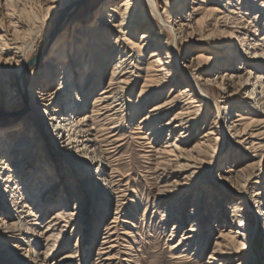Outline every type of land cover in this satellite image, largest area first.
I'll return each mask as SVG.
<instances>
[{"label": "bare ground", "instance_id": "6f19581e", "mask_svg": "<svg viewBox=\"0 0 264 264\" xmlns=\"http://www.w3.org/2000/svg\"><path fill=\"white\" fill-rule=\"evenodd\" d=\"M71 1L39 0L31 5L28 0H0V102L4 86L11 81L12 73L22 74L30 66L29 57L36 51L41 27L47 24L56 11H71ZM224 1L228 4L224 11L214 8ZM234 2L235 4H231L230 0H109L96 14L84 17L93 21L94 27L91 31L86 32L83 26L74 28L75 23L71 22L65 32L56 35L57 40L53 42L45 59L40 78L37 80L33 76L31 81L20 83L22 101L24 99L22 106L15 111L8 109L3 112V116L6 115V126L0 120V206H3V210L5 207L4 216L7 217V220L0 218V238L24 241L32 248L38 246L39 243L32 239L36 229L29 227L25 218L28 214L38 218L43 210L68 208V193L64 191L65 181L60 176V171L66 169L65 180L70 183L72 191L87 198L90 196L92 201L88 219L91 238L86 249V253L90 255L100 223L107 216L110 200L118 196L119 201L114 179L107 174V169L112 168L108 153L102 150L101 143L106 142L108 146L118 145L121 140L110 141L115 135L106 138L99 119L103 117L102 120L107 121L115 115L123 118L129 87L125 78L127 72L123 71V66L126 61L138 59V56L143 59L148 49L147 65L143 69L146 72L144 83L137 102H133L132 113L138 111V105L146 98L161 92L162 85H175L177 92H174L176 95L171 99L155 104L138 126L150 128L156 119L160 120L184 103L181 111L164 125L169 126L171 134L177 133L200 122L202 107L208 109L214 102L219 119L216 123L218 127L215 124V133L223 138L226 131L222 128L223 112L219 105L222 103L224 105L221 109L224 110L228 123L227 131L235 138V145L256 155L259 148L255 140L261 139V142L264 139L256 131L264 127V0ZM246 16L251 20L245 18ZM260 20L263 26H260ZM246 23L250 25L247 26ZM165 33L168 37H165ZM111 36L117 39V58L107 88L102 89L90 105L91 94L101 83L102 69H99V63L106 64L108 57L105 49L101 48L104 41L102 39L106 41ZM120 43H124L128 52L119 51L117 45ZM180 44L191 47L187 58L182 59ZM89 46L101 52L102 56L94 54L89 59L86 58L88 56L84 57L90 53L86 50ZM205 47L219 51L214 54L218 58L205 52L198 55L194 52ZM212 74L215 77L202 78ZM92 85L95 88H91ZM214 88L219 91L216 101L213 99ZM7 89L6 103L15 107L18 91L10 86ZM195 101L200 103V108L193 112ZM246 108L249 112H246ZM177 121L180 124L175 126ZM116 129L113 126L111 132ZM150 134L153 132L148 133ZM185 134L187 133H180L169 144L167 148H174L173 150L162 151L175 158L168 161L177 163L164 177L173 178L180 172H189L187 182L175 183L174 188L165 189L167 193L161 194L174 196L173 203L166 210L170 215L167 218L176 221L173 225L174 231L180 229V225L184 223L183 208L177 209V200L181 198L183 201L182 196L189 189L193 192L197 184L192 182L197 183L203 176L199 172L202 170V163H198L175 143L183 142L187 137ZM258 156L264 159V156ZM254 165L256 164L247 167ZM24 176L26 178L22 180ZM260 177L264 179V164L257 172L243 175L239 180L230 171L225 172V175H209V180L225 189L230 190L233 187L232 191H228L227 197H239L240 207L235 208L236 212L241 211L243 216L251 214L250 216L255 215L262 219L259 228L263 229L264 189L261 192H250V185L256 179L260 180ZM39 179H43L45 184L40 193L33 188ZM17 181L26 183L24 189L30 192L28 197H34L35 204L29 203V200L21 202L24 195L17 186H12L18 185ZM96 184L97 188L94 187ZM261 185L264 186V181ZM34 205L40 210L37 216L32 209ZM197 205H193L192 211L195 214H190L196 218L192 221V228L182 235L176 245L170 246L174 252L183 248L177 255L174 253L175 259L186 257L185 252L189 250L186 247L191 246L196 232L199 231L201 215L199 216ZM71 216L62 211L55 212L41 234L51 232L46 240L53 238L58 230L57 226L60 225L58 221H65L67 218V224L61 229V233H64L65 228L72 222ZM118 219L117 209L115 216L104 229L103 240L97 248L96 261L93 264H119L115 260L117 257L112 256L117 247L113 230ZM250 222L246 218L239 221V237L245 240L241 249L234 246L236 239L228 236L230 230L220 228L219 237H222L223 243H216L217 247L212 251V264L230 259L229 250H234V255L247 252L250 261L254 262L253 246L259 228ZM173 236L174 234L170 235L171 238ZM25 237L29 239H22ZM54 248L47 247V251L43 253L30 251L35 258L33 264H50V255ZM74 257V254L65 256L66 259Z\"/></svg>", "mask_w": 264, "mask_h": 264}, {"label": "rangeland", "instance_id": "374dc122", "mask_svg": "<svg viewBox=\"0 0 264 264\" xmlns=\"http://www.w3.org/2000/svg\"><path fill=\"white\" fill-rule=\"evenodd\" d=\"M38 1L39 0H33L32 2V0H28V3L32 5L38 3ZM108 1L109 0H72L69 3L72 4L71 6L73 8L71 11L69 9H67L68 11H56L50 17L47 24L41 27L36 51L32 52L29 57L28 65L30 66H28L22 74H16L13 72L11 81L6 82L4 86V93L0 102V120L3 124L6 122V115L3 116V112L8 109H13L15 111L16 109H19L24 102V99L22 101L23 91H20L21 81L25 84L27 81H31L33 76L37 80L40 78L44 69L45 59L52 48L53 42L57 40V36L60 33H63V31L65 32V28H68V26L71 25V22L75 23L74 28H77L76 26H83L82 28L85 29L86 32L91 31V28L94 27V23L84 17L87 18L88 14L89 16L90 14H96L100 10V7ZM230 2L231 4H235L234 0H230ZM113 3L114 2L112 1V4ZM227 6V2L224 1L221 2V5L217 4L214 8L224 11ZM64 12L65 16L62 24L58 28L57 36L52 38ZM245 18H247V16ZM247 19L251 20L249 17ZM262 23V20H260V26H263ZM246 25L249 26L250 24L246 23ZM165 37H168L166 33ZM102 40L104 41L101 43V48L105 49L108 57L106 64L103 62L99 63V69H102L101 83L99 87L96 88L92 85L91 88H95V92L91 94L90 105L95 101V97L100 94L101 90L107 88L110 74L117 58V53L115 51L117 50L115 49L117 48L115 47L117 44L116 37L111 36L110 39L108 38L106 41L104 38ZM117 46L120 48V50L118 49L119 51L128 52L124 43H120ZM92 47L93 46H89L86 50H89V52L93 54H85L84 57L88 56L86 58L89 59L90 57H93L94 54H102L97 50L95 51V49H93L94 47ZM180 47L182 59L187 58V53L191 47L186 46L185 44H180ZM147 52H149V49ZM147 52L144 54L143 59L138 56V59L128 60L123 66V71L127 72L125 78L127 79V84L129 86L126 92L127 105L123 110V118H119L118 115H115L107 121L102 120L103 117L99 119L102 129L105 130L104 134L106 138L115 135L110 141L116 139L121 140L118 145L111 144L108 146L106 142L101 143L102 150L108 153L107 156L112 168L109 167L107 169V174L114 179L115 188L119 193V201L118 196H114L110 200L107 208V216L100 223L98 234H96L95 245L89 252L90 255L86 253V249H88L87 245L91 238L88 219L91 208L90 204H92V201L91 198H89L90 196L87 198L77 193L75 194V192L72 191L70 183L67 179L65 180L66 169H64L60 171V176L64 178V181L66 182V184L64 182V191L68 193L66 197L69 202L68 208L63 210L56 208L52 211L43 210L39 215L40 210L38 207H35V205L32 206L34 214L39 216L36 218L31 217L28 214L25 221L29 224V227L36 229V233L32 235V239L39 243L38 246L32 248L29 245H26L24 241H13L12 239L5 240L1 237L0 264H33L35 258L32 253H29L30 251H40L43 253L47 251V247L52 248L53 246L55 248L50 255V264H93L96 261L97 248L101 245L103 240L104 229L115 216L117 209L119 219L113 230L115 232L114 238L117 239V247L112 252V256L117 257L115 260L119 264H212V251L214 252L217 247L216 243H223L221 241L222 237H219V232L222 229L225 228L230 230L228 236L235 238L237 242L234 246L241 249L245 244V240L239 237L241 234L239 221L246 218L251 221L250 223H253V226H258V228L259 226L261 227L262 219H258L255 215L250 216L251 214L243 216L241 211L236 212L235 208L240 207L239 197L237 195L236 198L233 197V199L227 197L228 191H232L233 187H230V190L225 189L223 186L209 180V175H225V172L230 171L234 174L236 179L239 180L243 175L257 172L258 169L261 168V165L264 164V159L258 156H264V139L261 142V139L255 140V143L258 144L259 148V151L256 152L257 157H255V153H248L241 150L235 145V138L232 137L231 132L227 131V119L224 110L221 109L224 104L220 103V111L223 112L221 113L222 128L226 131V136L221 138L215 133L217 131L216 127H218L216 123L219 122V119L217 118V109L214 102L208 109L202 107L200 122L194 125V127L192 126L186 130H180L177 133L171 134L168 130L169 126L165 127L164 125L181 111V107H184V103L179 108L165 114L160 120L156 119L150 128L138 126L155 104L171 99L176 95L174 92H177L175 85H162L163 88L161 87V92L151 98H146L144 102L142 101L138 105V111L135 114L132 113L133 102H137V96L144 83L143 78L146 72H144L143 69L147 65L146 61L149 56V53L147 54ZM194 52L196 55L205 52L208 53V55L212 54V56L215 53H219V51L217 52V50L208 47L200 48ZM214 57L218 58L215 55ZM222 72H224V70H222ZM213 77H215V74L210 76L205 75L202 78L207 79ZM160 83L161 82H158L157 84ZM8 86L18 91L16 95L17 104L15 107H10L6 103V91L8 90ZM213 95V99L216 101L219 95L218 89H213ZM159 98L160 101H158ZM196 108H200V103H198V101L194 102L192 111L195 112ZM248 110L249 109L246 108V112H249ZM174 124L176 126L177 124H180V122L177 121ZM113 126L117 127V129L116 131L111 132ZM256 131H258L257 134L261 136V138L262 135L264 136V127L258 128ZM152 132L154 135H148V133ZM185 132L187 133L184 135L187 136L185 140L183 142L175 141V143L185 150L188 155H191L194 160H197L198 163L199 161L202 163V170H199V172L200 175L203 176L198 179L197 183L192 182L193 184H197L193 192L192 189H189V192L182 196L183 201L181 198L177 200V209L183 208L182 216L184 223L180 225V229L174 231L173 225H175L176 221L169 217L168 219L167 216L169 213L166 212L167 207L173 203L174 196L161 194L166 192L165 189L170 190L174 188L175 183L183 184L187 182L186 178L188 177L189 172H180L178 176L173 178L164 177L166 172L177 163L174 164V162L168 161L171 159L173 161L175 158L169 155V153L165 154L162 151L169 152L173 150L174 148L169 149L167 147L171 142H174L175 138L180 133ZM10 135L13 137V133ZM117 146L119 147L116 148ZM250 164L256 165L251 168L247 167ZM24 178H26V176H24L22 180H24ZM25 180L30 182L29 179ZM263 181L264 179H261V177L260 180L256 179V182L250 185V192H261L264 189V186L261 185V182ZM22 182L23 181H17L16 183H18V185L12 186H17L19 191L24 195L21 202L29 200V203L33 204L34 197H28L30 192H26L24 189L26 183ZM44 186L43 179H39L34 184L33 188L40 193L39 191H41ZM97 186L98 184L94 185L95 188H97ZM233 194L235 196V193ZM196 203L198 204L197 208L200 212L199 216L201 215L199 218L201 221L199 231L196 232L197 235L194 237L191 246L186 247L189 249L185 252L186 257H184V259H175L174 253L177 255V253L182 252L183 248L174 252L170 249V246L176 245L183 237L182 235L189 232V229L192 228V221L196 218L190 216V214H195L192 210L193 205ZM4 210L3 206H0V218H5V220H7V217L4 216ZM58 211L71 214L72 225L70 224L69 227L65 228V232L61 233V229L67 224L68 219L65 218V221L59 220L58 224L60 225L57 226L58 230L55 231L56 235L53 238L46 240V237H48L51 232L44 235L41 233L45 230L48 220H51L55 212ZM197 213L198 212H196V214ZM172 234H174L173 238L170 237ZM22 239L29 238L25 237ZM200 240L201 242H199ZM225 251L228 252L227 248H225ZM253 251L255 257V260L253 259L254 262L250 261L251 258L248 257L247 252L234 255V250H229V253L231 252V258L229 259L224 256V258L228 259L219 264H264V228H259ZM70 254L75 255L74 259L65 258V256Z\"/></svg>", "mask_w": 264, "mask_h": 264}, {"label": "water", "instance_id": "95a60500", "mask_svg": "<svg viewBox=\"0 0 264 264\" xmlns=\"http://www.w3.org/2000/svg\"><path fill=\"white\" fill-rule=\"evenodd\" d=\"M64 16H65V12L62 14V18L60 19V21H59V23H58V25H57V28L55 29V31H54V33H53V35H52V38H54V37L56 36V34H57V32H58V28L60 27V25H61L62 22H63V18H64Z\"/></svg>", "mask_w": 264, "mask_h": 264}]
</instances>
